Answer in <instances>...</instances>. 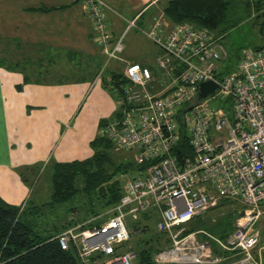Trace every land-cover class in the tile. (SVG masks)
<instances>
[{"label":"built area","instance_id":"2783aa9c","mask_svg":"<svg viewBox=\"0 0 264 264\" xmlns=\"http://www.w3.org/2000/svg\"><path fill=\"white\" fill-rule=\"evenodd\" d=\"M81 2L105 57L96 81L113 61L125 65L124 82L108 76L123 116L109 121L101 133L117 149H139L140 162L158 161L145 177L126 181L114 207L59 233L61 247L74 245L85 264H135L138 253L127 216L135 221L154 207L156 228L170 241L154 254L158 264H222L225 259L223 264H264L262 236L254 230L264 214V44L244 49L237 69L218 78L229 55L222 35L188 21L168 24L162 12L149 29L127 19L124 33L112 40L109 5ZM133 28L159 47L155 66L160 76L150 66L122 57L124 39ZM160 77L159 89L153 91V81ZM208 80L218 88L200 98V84ZM226 100L229 107L223 105ZM182 134L194 154L181 163L171 148ZM219 196L237 197L246 206L226 242L206 230L188 232L184 224L216 205Z\"/></svg>","mask_w":264,"mask_h":264},{"label":"crops","instance_id":"0c3cea01","mask_svg":"<svg viewBox=\"0 0 264 264\" xmlns=\"http://www.w3.org/2000/svg\"><path fill=\"white\" fill-rule=\"evenodd\" d=\"M104 1L112 40L124 33L127 19L149 29L164 12L163 6L155 8L160 0ZM131 31L135 35L128 47L138 46L132 53L124 46L121 55L148 65L139 59L155 49L147 43L153 41L136 28L127 34ZM104 59L81 1L0 0V196L5 201L23 205L30 196L32 178L25 182L21 177L28 166L93 154L90 142L100 131L99 122L113 115L118 104L96 81ZM117 63L110 69L119 71ZM56 67L71 69L70 76L44 80L24 70L52 76L49 69ZM254 230L264 244V225L259 222Z\"/></svg>","mask_w":264,"mask_h":264},{"label":"trees","instance_id":"16d2710c","mask_svg":"<svg viewBox=\"0 0 264 264\" xmlns=\"http://www.w3.org/2000/svg\"><path fill=\"white\" fill-rule=\"evenodd\" d=\"M253 1L257 11L255 17L261 20L260 32L264 36V0ZM235 2L236 0H168L163 10L171 23L188 21L222 35L229 26L227 20ZM263 44L264 42L256 48H260ZM104 61L105 59L101 62V68L97 69L98 74L102 70ZM222 68L223 64L217 72L218 78L234 71ZM152 69L155 71L154 67ZM109 75L116 81L124 82L120 80L123 78L122 71L111 69L106 71L105 69L101 80L108 91H110ZM29 81V77L25 75V82ZM224 102L223 105L230 106L229 100ZM122 116L121 105L117 104L113 115L100 120V131L90 142L93 150L90 157L71 161L50 159L44 167L40 164L27 167L28 171L41 168L49 171L51 194L48 200L37 202L32 199L35 188L32 183L31 194L23 205L8 203L0 196V264H85L81 261L74 245L67 250L63 249L57 238L59 233L79 222H76L74 218L66 221H58L59 219L51 221L50 217H58L59 208L67 205L68 212H72L73 215H75L74 212H83L85 221L106 212L120 202L128 179L145 177L148 175L146 172L150 166L158 161L156 158L140 162L139 149L130 150L135 152V156L131 158L118 155L120 149L116 148L109 137L101 133V129L112 119ZM171 153L178 157L181 163L185 156L193 157L194 151L186 134H182L179 144L171 148ZM22 173L21 177L27 182L26 169ZM124 177L128 179L124 181ZM220 197L239 200L237 197L219 196L216 205L210 208L219 205ZM243 210L236 212L233 221L225 219L219 222L215 230L210 228L194 230L187 227V231L206 230L221 239L227 238L234 230L235 219ZM202 214L190 221L197 220ZM90 215L91 217L88 218ZM158 219L159 214L153 207L150 211L143 213L142 219H138L137 223L131 227V245L138 253L135 264H158L153 259L154 254L170 244L167 234L158 231L156 224L152 223ZM141 231H148L150 235L137 237L136 235H142ZM198 237L203 239L206 236L198 234ZM218 252L226 253L222 249H218Z\"/></svg>","mask_w":264,"mask_h":264},{"label":"rangeland","instance_id":"374dc122","mask_svg":"<svg viewBox=\"0 0 264 264\" xmlns=\"http://www.w3.org/2000/svg\"><path fill=\"white\" fill-rule=\"evenodd\" d=\"M168 0H160L158 5L155 6L157 9L158 7L164 6L165 3ZM257 11L255 10V5L253 0H236L235 4L232 6L229 12L228 16V23L229 26L226 29L225 32L222 33V42L226 46L228 50V58L223 61V68L222 69H229L234 70L238 66L240 55L242 54L243 50L246 48H256L260 46L264 42V36L260 32V19L255 17ZM231 25V26H230ZM131 31L127 37H125L124 45L126 47V52L128 49H130V52L132 53L133 48H137L138 45H135L133 47H128L130 45V40L133 38L134 33ZM132 33V34H131ZM140 35V34H139ZM143 39V41H147L146 38H139ZM148 45L151 47H155L153 51H151L149 54L143 55V58L145 60H141V62H146L151 68H156V58L159 54V48L156 47V44H152L151 42H147ZM156 45V46H155ZM123 54V53H122ZM130 54V53H129ZM123 56V55H122ZM175 61V59H173ZM111 63L109 67L106 68V71H109L112 64ZM116 68L119 71H123L124 69V63H117ZM26 72L33 74L32 76L34 78H40L44 80H59L64 79L70 76L69 71L71 69H65L62 67H56L49 69V72H52V76H38L34 75L33 69L27 68ZM67 70V71H66ZM157 72V71H156ZM158 73V72H157ZM72 75V74H71ZM160 76V74L158 73ZM36 76V77H35ZM32 77V78H33ZM162 78L160 77L156 81H153V91H157L159 89V85L161 84ZM102 81V80H101ZM104 89L107 91L106 87ZM109 92V91H107ZM111 93V92H109ZM112 95V94H111ZM115 98V97H114ZM117 101V97L115 98ZM118 155L121 157H134L135 152L130 150H119ZM26 174L29 179L32 178V185L35 186L33 193H32V199H34L37 202L46 201L50 198L51 194V179H50V173L47 170H43L42 168L40 170L34 169L33 171H28L26 168ZM146 174H149V170H147ZM128 178L124 177V181H126ZM214 191H216L215 186H210ZM218 196V194H217ZM68 206V205H67ZM62 207L59 208V215L58 217H50V220L52 219H59L58 221H66L71 220L74 218L76 222L82 223L85 221V216H83V212L77 213L74 212L75 215H73L72 212H68V207ZM262 209L264 210V201L261 203ZM246 206L239 200L233 199V198H225L220 197L219 198V205L216 207H212L209 210H207L205 213H203L200 218H197V220L190 221L185 226L192 228L194 230H198L200 228H207V229H216V225L224 221L225 219H228L229 221H233L236 215V212H239L243 210ZM130 206H125L124 211H128ZM151 209V208H150ZM148 209L147 211H150ZM108 211V210H106ZM146 212V211H145ZM142 212L139 215V220L142 219V214L145 213ZM91 215L88 217L90 218ZM127 221L130 225V227L134 226L137 223V220H133L131 215L127 216ZM153 221V220H152ZM261 224L264 225V214L263 217L259 220ZM258 222V223H259ZM153 224L157 223L156 221L152 222ZM142 235H136L137 237H144L150 235V232H142ZM222 240L226 242V238L222 237ZM133 244V243H132Z\"/></svg>","mask_w":264,"mask_h":264},{"label":"water","instance_id":"95a60500","mask_svg":"<svg viewBox=\"0 0 264 264\" xmlns=\"http://www.w3.org/2000/svg\"><path fill=\"white\" fill-rule=\"evenodd\" d=\"M79 1L81 0H76V2ZM217 88H218V84L215 81L213 80L204 81L200 84L199 97L204 98L209 94L213 93ZM241 213H243V211Z\"/></svg>","mask_w":264,"mask_h":264}]
</instances>
